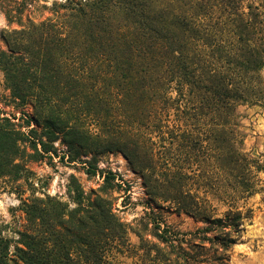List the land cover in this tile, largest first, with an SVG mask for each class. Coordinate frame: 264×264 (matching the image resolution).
<instances>
[{
	"label": "trees",
	"instance_id": "1",
	"mask_svg": "<svg viewBox=\"0 0 264 264\" xmlns=\"http://www.w3.org/2000/svg\"><path fill=\"white\" fill-rule=\"evenodd\" d=\"M0 12L10 107H0V187L22 215L19 228L0 222V264H110L128 232L144 264H199L206 244L227 264L253 217L238 204L264 172L241 149L237 112L264 107V0H0ZM108 153L150 201L204 225L184 240L147 220L152 241L124 223L114 208L124 182L97 166ZM54 159L101 183L85 194L70 175L68 202L38 193L27 164ZM209 182L225 195L219 217L200 191Z\"/></svg>",
	"mask_w": 264,
	"mask_h": 264
},
{
	"label": "rangeland",
	"instance_id": "2",
	"mask_svg": "<svg viewBox=\"0 0 264 264\" xmlns=\"http://www.w3.org/2000/svg\"><path fill=\"white\" fill-rule=\"evenodd\" d=\"M48 4V3H47ZM36 18H44L48 14L45 10L39 9L34 13ZM6 27V21L0 12V30ZM264 79V69L262 70ZM8 92L4 88L2 76L0 74V107H5L9 111ZM30 109H28L29 111ZM237 112L240 115L241 131L243 132L242 151L252 158L264 162V107L239 106ZM18 115V114H17ZM163 153L162 148H155ZM64 148H58V153ZM53 165L46 160L27 164L32 177L37 180V192L47 193L56 196L63 202H68L67 188L68 179L73 175L85 194L95 190L101 183L99 175L91 176L85 173L82 165L75 163L63 165L54 159ZM98 169L110 171L123 180L121 184L125 191L115 193L114 208L119 218L131 227L139 229L145 238L155 241L150 234L151 225L146 226L147 220H154L161 224V228L166 224L170 232L184 238H190L197 228L204 224L195 220L192 216L184 213H176L169 203L162 201H150L145 193L142 180L139 175L133 172L120 153H108L101 156L97 162ZM258 188L256 193L239 202V206H246L253 210V217L246 222L245 231L241 241L233 245L227 252V264H264V172L256 173ZM119 182V181H118ZM210 187L200 189L207 192L202 197L206 199V205L213 216L219 217L226 210V205L218 198H224L223 189L217 187L214 182L208 183ZM217 187V188H216ZM203 188V187H202ZM218 189V191H215ZM219 192V193H216ZM218 195L220 197H218ZM18 196L8 189L0 187V222H8L14 228H19L22 224ZM128 246L121 252L114 254L110 264H144L142 251L138 248L139 239L133 234L127 233ZM208 245H204L203 255L199 257V264H214L212 262V250L205 252ZM210 257V260H209Z\"/></svg>",
	"mask_w": 264,
	"mask_h": 264
}]
</instances>
